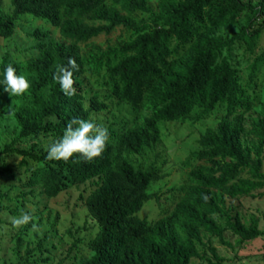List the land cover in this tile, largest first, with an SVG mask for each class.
<instances>
[{"label":"trees","instance_id":"trees-1","mask_svg":"<svg viewBox=\"0 0 264 264\" xmlns=\"http://www.w3.org/2000/svg\"><path fill=\"white\" fill-rule=\"evenodd\" d=\"M105 1L10 0L11 15L0 12V38L7 39L14 23L23 16L59 26L61 9L66 18L62 35L74 43L71 47L59 45L45 50L28 64L27 71L32 75L28 100L14 108L15 138L3 153L21 157L29 186L40 187L51 198L73 186L93 179L99 181L85 201L87 219L98 231L88 244L92 255L83 264H188L198 255L202 232L222 238L215 217H225L223 196L236 198L255 188L251 183L244 187L229 184L243 168H251L253 176L259 177L260 157L257 154L251 160L249 152L241 147L243 124L238 118H227L216 132L208 131L200 139L202 150L196 155L197 160L216 168L207 173L197 171L174 211L153 225L135 214L152 198L146 194L149 185L162 176L155 166L145 168L133 159L155 152L160 139L158 126L162 123H197L219 105L226 104L231 112L244 106V91L230 53L239 43L251 49L253 37L248 30L254 19L250 16H257L258 12L246 13L248 7L241 0H170L153 14L142 3L125 0L130 13L147 12L151 23L136 29L131 43L111 49L100 58L106 65L111 95L131 106L148 99L152 104L150 118L112 142L109 138L103 154L87 163L78 155L64 163L48 161L47 150L14 148L17 142L50 143L62 136L72 120H87L92 112L100 113L106 108L97 97L88 99L87 108L83 105L82 63L75 45L128 23L107 15L109 25L94 28L68 19L70 15L104 17L100 6ZM243 18L247 24L238 33L230 37L215 35L218 28L236 26ZM69 59L75 60L77 68L72 70L75 91L66 95L53 76L58 67H68ZM8 65H1V73ZM12 66L17 75H22L21 68ZM4 92L0 87V95ZM251 133L260 145L264 144V119L257 121ZM223 160L230 163L221 166L219 161ZM5 172L12 175L9 169ZM226 224L245 241L262 235L254 227L243 226L236 216L226 217Z\"/></svg>","mask_w":264,"mask_h":264},{"label":"rangeland","instance_id":"rangeland-1","mask_svg":"<svg viewBox=\"0 0 264 264\" xmlns=\"http://www.w3.org/2000/svg\"><path fill=\"white\" fill-rule=\"evenodd\" d=\"M124 1L106 0L100 6L104 17L102 14L68 17L70 21L78 20L94 28L107 27V15L128 23L126 26H116L110 33H101L75 45L82 63L83 105L87 108L88 99L97 97L106 106L100 113L92 112L87 120L107 129L111 142L116 136L142 126L152 115V104L148 99L138 106H131L120 103L111 95L106 65L100 58V55H106L111 49L118 50L131 43L136 29L151 23L149 13L141 10L130 13ZM134 1L157 14L170 0ZM241 2L248 7L246 13L251 10L258 12L257 16H250L254 19L252 29L248 30V34L253 37L251 49L239 43L230 53L244 91V106L231 112L226 104L219 105L197 123H162L158 126L160 139L155 152L146 154L142 159H133L145 168L155 166L162 176L160 181L149 185L146 194L152 198L144 202L135 214L139 220L153 225L174 211L184 191L193 184V175L197 171L207 173L216 168L211 163L197 160L196 155L202 150L200 139L208 131L216 132L220 123L227 118H238L243 124L241 147L249 152L251 160L257 154L260 157L259 177L253 176L251 168H243L229 184L244 187V184L251 183L255 188L236 198L223 196L225 217H215L222 230V238L202 232L197 245L198 255L188 264H264V144L260 145L251 133L257 121L264 119V0ZM0 12L11 15L10 0H0ZM59 13V26H52L43 19L31 16L18 18L12 35L7 39L0 38V68L3 63L17 65L31 84L32 75L27 71L28 64L35 62L45 50L59 45L74 46L72 41L64 39L62 35V24L66 18L61 9ZM246 24L243 18L236 26L218 28L215 35L230 37ZM251 67H255V70ZM28 96L29 92L20 97H12L7 92L0 95V264H83L92 255L88 244L98 231L87 219L85 201L97 189L99 181L93 179L73 186L51 198L40 187L29 186L27 172L21 167V157L3 153L4 147L11 145L15 138L12 133L17 129L14 108L25 103ZM48 144L32 142L24 145L17 142L13 147H33L35 151H45ZM219 162L221 166L230 163L229 160ZM5 169L11 170L12 175L6 174ZM25 213L30 215L31 220L15 227L13 220ZM228 216H236L243 226L254 227L262 235L249 241L240 239L227 228Z\"/></svg>","mask_w":264,"mask_h":264},{"label":"clouds","instance_id":"clouds-1","mask_svg":"<svg viewBox=\"0 0 264 264\" xmlns=\"http://www.w3.org/2000/svg\"><path fill=\"white\" fill-rule=\"evenodd\" d=\"M76 68L75 60L69 59L68 67H58L57 73L53 76V80L66 95H71L75 91L72 70ZM0 87L12 97H20L29 92L31 84L24 75H17L15 68L9 64L0 73ZM108 140L109 135L104 127L88 120L74 119L65 128L62 136L48 144L46 159L68 163L78 155L85 163L91 162L103 154ZM30 220V215L25 213L14 219L13 225L19 227Z\"/></svg>","mask_w":264,"mask_h":264}]
</instances>
